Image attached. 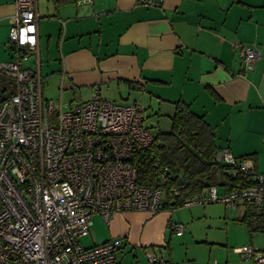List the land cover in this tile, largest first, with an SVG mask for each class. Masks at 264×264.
<instances>
[{
    "label": "built area",
    "instance_id": "obj_1",
    "mask_svg": "<svg viewBox=\"0 0 264 264\" xmlns=\"http://www.w3.org/2000/svg\"><path fill=\"white\" fill-rule=\"evenodd\" d=\"M162 1L137 3L159 7ZM37 20L36 0H14L8 33L13 54L0 62L5 80L0 91V264H121L129 248L121 238L91 247L80 243L92 216L108 223L121 212L156 214L176 191L171 188L166 197L168 168L153 152L154 185L137 182L133 158L155 140L139 103L108 101L94 88L88 101L71 106L61 101L62 85L57 102L44 98ZM237 54L246 67L258 58L252 46L238 45ZM29 55L34 56L32 68L24 65ZM216 158L234 163L227 151ZM239 170L250 175L251 185L222 195L213 186L182 206L248 204L264 210V173L247 160ZM169 227L178 236L184 231L174 221ZM232 252L245 264H264V251L251 245ZM144 254L148 264H170L159 248H145Z\"/></svg>",
    "mask_w": 264,
    "mask_h": 264
},
{
    "label": "crops",
    "instance_id": "obj_2",
    "mask_svg": "<svg viewBox=\"0 0 264 264\" xmlns=\"http://www.w3.org/2000/svg\"><path fill=\"white\" fill-rule=\"evenodd\" d=\"M137 2L36 0L41 87L44 76L58 96L62 85L60 96L71 94V106L88 101L94 88L112 102L132 97L147 121L149 111L170 118L174 103L183 102L210 126L220 150L251 156L248 165L264 173V0ZM13 13L14 0H0V62L13 54ZM240 44L258 54L247 67ZM169 221L176 222L168 210L117 213L101 243L121 238L129 248H159L178 264L170 240L185 226L178 236Z\"/></svg>",
    "mask_w": 264,
    "mask_h": 264
},
{
    "label": "trees",
    "instance_id": "obj_3",
    "mask_svg": "<svg viewBox=\"0 0 264 264\" xmlns=\"http://www.w3.org/2000/svg\"><path fill=\"white\" fill-rule=\"evenodd\" d=\"M174 105V111L169 118L170 130L155 134V140L150 147L133 158L138 170L137 182L140 185H154L156 168L149 158L150 153L153 152L158 158L161 167L168 168L163 188L166 197L171 188L175 189L176 195L172 199L168 198L163 210L174 211L182 208L185 200L194 198L213 186L217 188V194L222 195L251 185L250 175L239 170L240 163L251 156L233 158L232 164L219 161L216 156L221 150L214 141L212 129L203 117L194 114L183 102L178 101ZM232 170H236L235 175L231 173ZM243 206L244 215L240 221L246 224L248 232H264V210L259 212L248 204ZM252 221H257L254 228L251 226ZM168 261L173 264L169 259ZM191 263L194 262L188 264Z\"/></svg>",
    "mask_w": 264,
    "mask_h": 264
},
{
    "label": "rangeland",
    "instance_id": "obj_4",
    "mask_svg": "<svg viewBox=\"0 0 264 264\" xmlns=\"http://www.w3.org/2000/svg\"><path fill=\"white\" fill-rule=\"evenodd\" d=\"M34 62V56L29 55L26 63ZM4 79H0V91L4 85ZM8 83V82H6ZM12 83V81H11ZM42 94L44 98L58 101V93L53 82L43 77ZM72 99L71 94L63 93L61 101L65 104ZM75 101V99H74ZM119 104L133 102L132 97H123L113 101ZM148 123L154 134L166 133L170 130V119L165 116H157L149 111ZM220 194L221 191L219 190ZM173 212V219L185 226L181 237L172 236L170 240L171 258L178 264L194 262L198 259L212 264L215 260L219 264H238V256L232 252L234 248L251 245L264 251V232H248L246 224L240 219L244 215L243 207L228 208L222 203L205 205H193L190 208H179ZM257 221H252L254 228ZM107 232V223L98 215L91 218V226L87 236L80 239L84 247L100 244ZM130 250V251H129ZM126 257L121 264H148L144 250L141 247H133L125 250Z\"/></svg>",
    "mask_w": 264,
    "mask_h": 264
},
{
    "label": "clouds",
    "instance_id": "obj_5",
    "mask_svg": "<svg viewBox=\"0 0 264 264\" xmlns=\"http://www.w3.org/2000/svg\"><path fill=\"white\" fill-rule=\"evenodd\" d=\"M34 30V29H33Z\"/></svg>",
    "mask_w": 264,
    "mask_h": 264
}]
</instances>
